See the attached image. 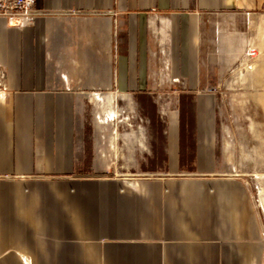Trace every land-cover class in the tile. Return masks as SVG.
<instances>
[{
    "label": "crops",
    "instance_id": "0c3cea01",
    "mask_svg": "<svg viewBox=\"0 0 264 264\" xmlns=\"http://www.w3.org/2000/svg\"><path fill=\"white\" fill-rule=\"evenodd\" d=\"M34 8L0 19V264H264L254 199L219 166L226 70L201 33L264 0Z\"/></svg>",
    "mask_w": 264,
    "mask_h": 264
},
{
    "label": "rangeland",
    "instance_id": "374dc122",
    "mask_svg": "<svg viewBox=\"0 0 264 264\" xmlns=\"http://www.w3.org/2000/svg\"><path fill=\"white\" fill-rule=\"evenodd\" d=\"M201 33L203 49L215 51L226 70L217 79L219 166L244 178L264 227V108L256 102L260 95L264 106V15H210L203 18Z\"/></svg>",
    "mask_w": 264,
    "mask_h": 264
},
{
    "label": "built area",
    "instance_id": "2783aa9c",
    "mask_svg": "<svg viewBox=\"0 0 264 264\" xmlns=\"http://www.w3.org/2000/svg\"><path fill=\"white\" fill-rule=\"evenodd\" d=\"M35 0H0V19L9 27L33 26L40 11L34 8ZM4 75L0 72V80Z\"/></svg>",
    "mask_w": 264,
    "mask_h": 264
}]
</instances>
